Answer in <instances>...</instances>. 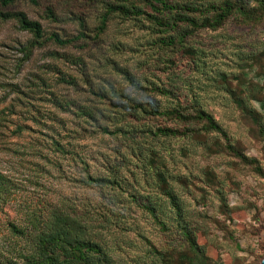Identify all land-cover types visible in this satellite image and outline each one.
Wrapping results in <instances>:
<instances>
[{
    "label": "rangeland",
    "instance_id": "rangeland-1",
    "mask_svg": "<svg viewBox=\"0 0 264 264\" xmlns=\"http://www.w3.org/2000/svg\"><path fill=\"white\" fill-rule=\"evenodd\" d=\"M124 1L0 5L43 30L30 47L28 32L0 20V174L9 195L0 200V264H23L29 245L11 225L29 236V222L55 207L87 216L103 264H259L264 0H169L200 9L183 38L144 14L117 12L96 35L106 3ZM224 3L217 26L199 25ZM79 19L85 41L47 38L75 35ZM173 35L174 44L161 42ZM199 110L221 131L194 117Z\"/></svg>",
    "mask_w": 264,
    "mask_h": 264
},
{
    "label": "trees",
    "instance_id": "trees-1",
    "mask_svg": "<svg viewBox=\"0 0 264 264\" xmlns=\"http://www.w3.org/2000/svg\"><path fill=\"white\" fill-rule=\"evenodd\" d=\"M14 0H0V5L5 6L12 3ZM30 5H36L37 0H25ZM142 2L146 4L152 14H147L135 2ZM125 3H106L105 12L100 16L99 24L96 28L97 33L105 28V21L107 15L112 12H117L119 15L139 16L145 15L152 19L153 24L160 30L161 28L171 27L175 35L181 33L180 37L185 35L180 32L181 26L185 29L194 27L198 24V17L194 12H199V8L195 3L181 4L179 2L171 3L169 0H125ZM202 5V4H201ZM230 8L229 3H224L219 7V11L211 16V20L200 22V26H217L222 18L227 15ZM44 16L46 19L56 21L57 18L50 7L44 9ZM13 19L20 30L28 32L31 36L29 42L30 47L40 45L43 39V30L41 25L35 21L27 18L24 12L20 10L0 11V20ZM178 23H180L178 26ZM80 30L73 36H60L57 33H50L48 39L54 44L64 46L74 41H85L86 33L82 28L84 27L82 20H77ZM180 27V28H179ZM186 31V30H184ZM175 35L168 37L166 40L161 39V42L174 44ZM180 40V39H178ZM196 118H202L208 128L220 132V127L212 120V118L203 110L195 111ZM102 132L110 133L106 127L101 128ZM160 132H167L168 130H159ZM170 132V131H169ZM168 200L173 207L178 210V205L174 201L169 191L165 192ZM7 190L4 188V179L0 174V200L6 201L8 198ZM149 209V208H148ZM87 216L78 211L67 208H52L45 218L32 219L29 224L32 226V231L27 236L25 231L16 229L11 225L12 231L15 234L25 235L29 245L25 253L20 255L23 264H103L106 257L97 242L90 238L94 233L90 230H85ZM186 236L187 231L183 232Z\"/></svg>",
    "mask_w": 264,
    "mask_h": 264
},
{
    "label": "water",
    "instance_id": "water-1",
    "mask_svg": "<svg viewBox=\"0 0 264 264\" xmlns=\"http://www.w3.org/2000/svg\"><path fill=\"white\" fill-rule=\"evenodd\" d=\"M259 264H264V257L260 260Z\"/></svg>",
    "mask_w": 264,
    "mask_h": 264
}]
</instances>
